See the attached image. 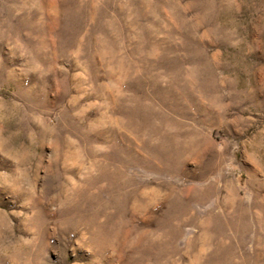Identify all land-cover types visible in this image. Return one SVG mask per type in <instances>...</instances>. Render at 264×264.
<instances>
[{
    "label": "rangeland",
    "instance_id": "1",
    "mask_svg": "<svg viewBox=\"0 0 264 264\" xmlns=\"http://www.w3.org/2000/svg\"><path fill=\"white\" fill-rule=\"evenodd\" d=\"M0 264H264V0H0Z\"/></svg>",
    "mask_w": 264,
    "mask_h": 264
}]
</instances>
